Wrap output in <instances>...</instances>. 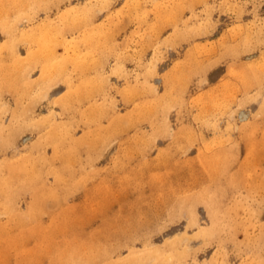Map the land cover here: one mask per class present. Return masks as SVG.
I'll list each match as a JSON object with an SVG mask.
<instances>
[{
  "label": "rangeland",
  "instance_id": "1",
  "mask_svg": "<svg viewBox=\"0 0 264 264\" xmlns=\"http://www.w3.org/2000/svg\"><path fill=\"white\" fill-rule=\"evenodd\" d=\"M0 264H264V0H0Z\"/></svg>",
  "mask_w": 264,
  "mask_h": 264
}]
</instances>
